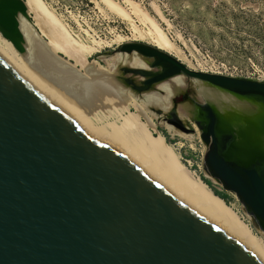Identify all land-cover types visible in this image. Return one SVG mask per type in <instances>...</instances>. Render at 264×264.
I'll return each mask as SVG.
<instances>
[{
  "label": "water",
  "instance_id": "1",
  "mask_svg": "<svg viewBox=\"0 0 264 264\" xmlns=\"http://www.w3.org/2000/svg\"><path fill=\"white\" fill-rule=\"evenodd\" d=\"M21 17L33 23L25 0H0V34L25 54ZM117 52L152 61L150 69L129 71L145 79L142 91L178 77L198 88L191 92L205 102L187 111L204 113L206 124L196 123L208 148L204 166L264 233V153L254 149L246 159L238 140L252 145L250 134L208 100L221 93L264 112V81L196 71L138 41ZM220 125L231 134H221ZM0 264L261 263L120 151L88 135L0 56Z\"/></svg>",
  "mask_w": 264,
  "mask_h": 264
},
{
  "label": "bare ground",
  "instance_id": "2",
  "mask_svg": "<svg viewBox=\"0 0 264 264\" xmlns=\"http://www.w3.org/2000/svg\"><path fill=\"white\" fill-rule=\"evenodd\" d=\"M25 1L29 13L35 14V23L25 17L20 19L27 49L25 54H21L24 62L10 42L4 41V45H0V56L9 66L37 92L70 116L88 135L120 151L180 202L221 229L264 264V240L256 236L240 215L205 182L189 173L173 146L167 143L152 121L145 123L142 120L141 105L118 84L116 76L108 71L103 73L95 66L96 63L90 62L89 57L100 52L103 42H81L44 0ZM103 1L120 17L132 22L135 30H138L135 19L150 23L152 31L148 35L155 40V47L167 53L172 50L173 45L167 35L134 0H124L128 8L114 0ZM76 67L84 69L88 78L78 74ZM100 79H104L108 86L100 83ZM168 93L172 94V90ZM106 97H112L120 105L101 112H98L99 109H89L103 103ZM208 100L235 128L250 134L252 145L243 139L238 140V144L245 148L242 155L246 159L252 158L254 149L264 153L263 111L244 100L221 93L211 92ZM131 103L136 112L130 109ZM150 103L153 104L152 101ZM101 114L117 115L122 124L118 126L112 123L111 131L98 127L92 120ZM126 131L134 134L133 141L126 138Z\"/></svg>",
  "mask_w": 264,
  "mask_h": 264
},
{
  "label": "rangeland",
  "instance_id": "3",
  "mask_svg": "<svg viewBox=\"0 0 264 264\" xmlns=\"http://www.w3.org/2000/svg\"><path fill=\"white\" fill-rule=\"evenodd\" d=\"M44 1L78 40L86 44H92L95 40L103 42L100 52L89 57L90 62L96 63L95 66L105 74L108 71L109 74L116 76L118 84L141 105L142 120L145 123H148V120L152 121L157 131L166 138L167 143L173 146L189 173L196 177L193 172L197 171L202 175V181L206 179L215 190L226 196L228 205L240 215L256 236L264 240V233L259 230L255 220L246 213L236 195L224 191L221 184L210 177L204 166V156L208 148L201 140V132L186 107L192 109L195 103L204 104L205 101L191 92V88L198 92V88L192 86V81L185 77H178L156 85L150 91L143 93H137L127 84V78L135 83L144 80L127 72V69L138 67L150 69L152 61L138 54H121L117 50L121 45L135 41L156 46L153 37L148 35L152 31L151 24L141 23L135 19L138 29L135 30L132 22L112 11L103 0ZM114 1L128 8L126 1ZM134 1L149 13L169 38L173 48L170 51L167 50L168 53L189 68L199 71L205 62H213L239 68L253 79L264 81V0ZM29 14L35 23V14L33 12ZM4 41L8 42L0 34V45H4ZM12 48L14 49L13 46ZM15 52L24 62L22 55L16 50ZM75 69L79 70L78 74L88 78L84 69L80 67ZM99 81L108 86L104 79ZM176 88L181 91H175ZM170 90L172 94L168 93ZM187 95L189 98L184 99ZM112 97H106L103 103L89 109L91 111L99 109L98 112H101L118 107L120 103L114 102ZM151 101L153 104L150 103ZM129 107L136 112L134 104L131 103ZM172 108L176 109L184 122L197 130L196 134L177 131L162 122V117L166 116ZM158 110L162 113L158 114ZM102 114L92 120L96 126L111 131L112 123L118 126L122 124L117 115ZM126 138L133 141L134 134L126 131Z\"/></svg>",
  "mask_w": 264,
  "mask_h": 264
},
{
  "label": "flooded vegetation",
  "instance_id": "4",
  "mask_svg": "<svg viewBox=\"0 0 264 264\" xmlns=\"http://www.w3.org/2000/svg\"><path fill=\"white\" fill-rule=\"evenodd\" d=\"M138 68H143V67H138ZM131 69H136V68H131ZM131 69H127V72L130 71ZM140 77V76H138ZM145 80V79H144ZM142 80L141 82L139 83H135L133 80H130L129 78L126 79V82L127 84H129L131 86V88L136 91L137 93H143L145 91H142V88H143V81ZM186 98H189V95L187 96H184V99ZM198 103H195L194 104V108H196V105ZM187 109H190V107H186ZM158 112L161 114L162 111L161 110H158ZM175 113L176 116H178L180 118V116L178 115L176 109L172 108L168 114L164 117H162V122L165 124V125H168L170 127H172L173 129L177 130V131H180V132H183V133H188L187 130H189V128H192V129H195L193 126L187 124L186 122H184L181 118L180 120L175 118L172 114ZM193 121L196 123H200L202 126L206 124V120L204 118V113L202 111H199V113L197 114V117H193ZM197 126V125H196ZM198 128V127H197ZM196 130V129H195ZM199 130V129H198ZM200 131V130H199ZM219 132L223 135H230L231 134V130L225 128L224 126H221L219 127ZM196 133H197V130H196ZM195 133V134H196ZM188 134H191V133H188Z\"/></svg>",
  "mask_w": 264,
  "mask_h": 264
},
{
  "label": "built area",
  "instance_id": "5",
  "mask_svg": "<svg viewBox=\"0 0 264 264\" xmlns=\"http://www.w3.org/2000/svg\"><path fill=\"white\" fill-rule=\"evenodd\" d=\"M199 71L211 73V74L230 76V77L253 79L249 74L245 73L243 70H240L239 68L228 67L224 64H216L213 62H205L204 66L202 68H199ZM193 174L197 178L202 180V175L197 173V171L193 172Z\"/></svg>",
  "mask_w": 264,
  "mask_h": 264
},
{
  "label": "trees",
  "instance_id": "6",
  "mask_svg": "<svg viewBox=\"0 0 264 264\" xmlns=\"http://www.w3.org/2000/svg\"><path fill=\"white\" fill-rule=\"evenodd\" d=\"M203 181L212 189V191L219 197H221L222 199H224L226 201V203L228 204V200H227V197L224 196L222 193L218 192L217 190H215L211 184L206 180V179H203Z\"/></svg>",
  "mask_w": 264,
  "mask_h": 264
},
{
  "label": "crops",
  "instance_id": "7",
  "mask_svg": "<svg viewBox=\"0 0 264 264\" xmlns=\"http://www.w3.org/2000/svg\"><path fill=\"white\" fill-rule=\"evenodd\" d=\"M104 73V72H103Z\"/></svg>",
  "mask_w": 264,
  "mask_h": 264
}]
</instances>
